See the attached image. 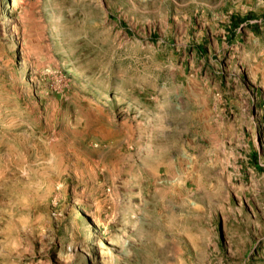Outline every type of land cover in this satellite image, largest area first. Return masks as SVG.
<instances>
[{"label": "rangeland", "instance_id": "1", "mask_svg": "<svg viewBox=\"0 0 264 264\" xmlns=\"http://www.w3.org/2000/svg\"><path fill=\"white\" fill-rule=\"evenodd\" d=\"M0 264H264V0H0Z\"/></svg>", "mask_w": 264, "mask_h": 264}]
</instances>
